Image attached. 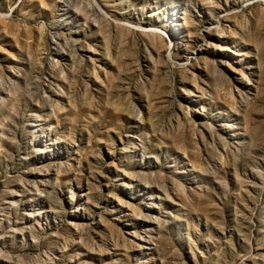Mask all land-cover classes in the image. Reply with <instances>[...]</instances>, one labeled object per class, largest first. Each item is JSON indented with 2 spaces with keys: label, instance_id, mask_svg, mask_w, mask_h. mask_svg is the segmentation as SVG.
I'll list each match as a JSON object with an SVG mask.
<instances>
[{
  "label": "rangeland",
  "instance_id": "obj_1",
  "mask_svg": "<svg viewBox=\"0 0 264 264\" xmlns=\"http://www.w3.org/2000/svg\"><path fill=\"white\" fill-rule=\"evenodd\" d=\"M0 264H264V0H0Z\"/></svg>",
  "mask_w": 264,
  "mask_h": 264
}]
</instances>
